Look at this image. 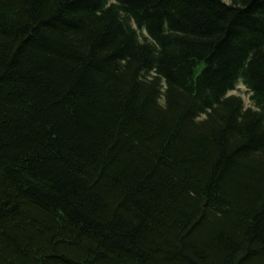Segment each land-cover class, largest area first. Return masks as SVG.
<instances>
[{
    "label": "trees",
    "instance_id": "1",
    "mask_svg": "<svg viewBox=\"0 0 264 264\" xmlns=\"http://www.w3.org/2000/svg\"><path fill=\"white\" fill-rule=\"evenodd\" d=\"M0 264H264V0H0Z\"/></svg>",
    "mask_w": 264,
    "mask_h": 264
},
{
    "label": "rangeland",
    "instance_id": "2",
    "mask_svg": "<svg viewBox=\"0 0 264 264\" xmlns=\"http://www.w3.org/2000/svg\"><path fill=\"white\" fill-rule=\"evenodd\" d=\"M231 93L241 96L243 101H244V104L246 106L249 105L248 96H247V94L245 92V87L243 85L238 84L236 90L231 91Z\"/></svg>",
    "mask_w": 264,
    "mask_h": 264
}]
</instances>
